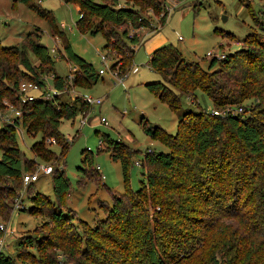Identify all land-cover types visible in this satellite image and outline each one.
Listing matches in <instances>:
<instances>
[{
	"label": "trees",
	"instance_id": "obj_1",
	"mask_svg": "<svg viewBox=\"0 0 264 264\" xmlns=\"http://www.w3.org/2000/svg\"><path fill=\"white\" fill-rule=\"evenodd\" d=\"M17 1L45 19L52 30L57 27L55 37L78 64L74 84L82 87L80 79L86 83L85 88L97 83L102 75L75 53L66 27L56 24L53 12L45 9L41 0L40 5L35 0ZM64 1L79 6L76 26L80 32H103L104 50L110 55L114 49L119 55L113 67L123 60L127 67L133 64L137 48L144 44L139 34L123 26L129 24L134 31L152 26L135 6L165 10L163 0H127L125 5L118 0ZM194 8L198 9L197 5ZM258 12L252 13L255 29L243 38L241 49L220 62L217 69L207 70L199 62L188 61L183 51L172 44L160 45L152 52L149 65L163 80L145 86L178 114L177 132L170 134L158 125L144 122L146 134L163 142L169 150L147 149L141 164L147 169V183L135 191L127 185L125 192L114 193L106 217L91 228L90 235L76 231L77 236L69 238V251L78 261L76 264H264V28L258 25L260 14L264 17V7ZM170 13L163 12L162 25ZM107 23L123 29L119 32L108 28ZM40 32L39 28L29 32L21 46H6L0 38V106L7 99L13 105V113L22 112L14 124L6 123L0 128V177L23 180L29 172V161L23 158L14 129L18 124L31 134H43L44 139L32 146L39 157H43L46 140L54 138L65 154V165L70 142L60 132V125L64 119H75L91 110L81 97L72 101L69 94H53L47 87L44 94L50 93L49 96L37 94L33 100L21 102L22 76L43 88L48 84L44 76L50 78L53 73L56 90L65 87L68 77L56 71V58H66L63 51L60 48V56H52ZM29 53L38 64L31 61ZM215 61L212 59L211 65ZM198 89L208 94L214 109L241 106L256 98L260 105L258 115L231 111L221 116L203 109L181 110V94L195 97ZM63 96L70 99L64 100ZM102 141L98 150L110 152L114 160L121 162L128 182L136 151L109 134ZM91 160L90 153H85L84 162ZM53 169L54 195L62 202L71 183L64 169ZM94 169L98 167L90 172ZM90 176L94 179L93 174ZM64 216L53 212L58 221ZM77 240L85 245L82 251ZM25 243L32 245L33 239L29 237ZM0 264L25 263L2 251Z\"/></svg>",
	"mask_w": 264,
	"mask_h": 264
},
{
	"label": "rangeland",
	"instance_id": "obj_2",
	"mask_svg": "<svg viewBox=\"0 0 264 264\" xmlns=\"http://www.w3.org/2000/svg\"><path fill=\"white\" fill-rule=\"evenodd\" d=\"M118 1L122 5L127 2ZM35 2L40 5V1ZM163 2L167 5L172 3L178 5L168 15L163 25L162 10L157 12L149 6L138 4L135 8L141 16L151 21V28L134 31L129 24L123 26L130 32L139 34L140 42H144L137 48L133 64L127 67L128 64L126 65L123 60L116 68L121 76L125 77L124 84H118L110 71L88 88H85L86 83L81 79L79 85L82 87L74 84L73 87L81 94L102 98L103 103L91 108L90 121L85 125L81 124L80 114L75 119L62 121L60 132L70 142L65 165L64 153L55 144L54 138H50L51 142L46 140L43 157H39L32 151V146L36 141L42 140L43 134H36V131L31 134L21 123L14 127L17 130V141L23 158L29 161L26 163L29 168L27 173L38 172L40 166L52 165L54 168L59 166L64 169L71 183L69 192L65 194L62 202H59L54 195L52 174L40 172L39 180L28 186L23 183L21 177H0V225L8 227L7 232L0 233V239L3 238L5 244L3 252L13 256L17 262L76 264L78 261L72 258L69 251L71 244L69 238L76 237V231L90 235L91 228H95L98 221L106 217L114 193L125 192L127 185L135 191L143 183H147L146 167L135 163L144 159L147 149L169 150L163 142L150 137L144 130V122L158 125L170 134H175L178 126V114L145 86V83L163 80V77L149 65L155 48L163 44H172L183 51L188 61L199 62L207 70L217 69L220 62L241 49L243 38L255 29L252 13L264 7V0H163ZM40 3L45 9L53 12L58 26L65 24L66 35L69 36L75 53L92 64L96 72L101 68L105 69L106 66L101 60V55L107 53L103 48L106 42L103 32L92 35L79 31L76 26L80 18L79 6L64 0H41ZM130 4L133 5L132 2ZM194 4L198 9L194 8ZM248 5H251L250 8ZM260 17L262 21L259 20L258 25L264 28V17L262 14ZM0 21V38L6 46H21L25 36L29 32H36L37 28L41 30L43 43L50 49L57 41L54 35L57 27L54 28L55 31L52 30L45 19L20 1L0 0ZM107 26L119 32L123 29L111 23H107ZM180 37L182 39H179ZM59 45L66 58H56L57 73L61 76H70L79 72L77 62L66 53L63 42L60 41ZM210 52L212 56H208ZM29 56L33 63L38 64L39 61L32 53H29ZM110 58V65L119 58L114 49L110 53ZM212 59H216L213 65ZM49 76L50 78L44 76L43 79L48 82V91L53 92L54 74ZM20 79V86L27 81L34 83L24 76ZM31 94L40 93L32 91ZM194 95L195 97L181 94V110L203 109L209 113L214 110L213 102L205 91L198 89ZM63 99L69 100L70 97L63 96ZM74 99L71 98L72 101ZM258 102V99L252 98L241 106H229L226 109H231L236 114L256 116L260 108ZM3 103L0 112L11 116V103L7 99ZM226 109L216 108L220 112ZM103 117L108 121L107 124L101 120ZM2 126L4 124H0V128ZM105 134L111 135L114 139H121L136 151L129 168L128 182L123 176L121 162L114 160L110 152L98 150L99 141L103 140ZM86 151L92 157L87 163L84 162ZM99 166L100 169L90 172L91 168ZM90 173L94 175V179ZM19 201L23 206L17 209L16 203ZM53 212L64 214V220L54 219ZM29 237L33 239L32 245L25 243ZM78 242L82 251L85 245L82 241Z\"/></svg>",
	"mask_w": 264,
	"mask_h": 264
},
{
	"label": "built area",
	"instance_id": "obj_3",
	"mask_svg": "<svg viewBox=\"0 0 264 264\" xmlns=\"http://www.w3.org/2000/svg\"><path fill=\"white\" fill-rule=\"evenodd\" d=\"M178 7V5L176 3H172L170 5H167L165 4L164 5V9L167 11V12H172L173 10H175L176 8ZM165 10L163 12H165ZM1 23V21H0ZM64 28L66 27L65 24H61ZM57 41L55 42L54 44V47L51 48V54L52 56L54 57H57V56H60V54H58V51H60V45H59V42L61 41L58 37L56 38ZM179 39H182V37H180ZM208 56H212V53H208ZM109 59L111 60L110 58V55H108L107 53L106 54H102L101 55V60L102 62L105 64L106 68L103 69L101 68L98 72L100 75H104L106 74L107 71H110L113 75V77L117 80V83H121V84H124L125 83V77L124 76H121V73L119 72V70H117L116 68L117 67H113V65L111 64L110 65V62H109ZM73 67H71L72 69ZM77 69V67H75ZM72 71V70H71ZM76 74V73H75ZM75 74H70V76L67 77L66 79V84H65V87L62 89V90H56L54 88L53 92H50V93H53V94H58V95H61L63 93H67L69 94L72 98H76V97H81L82 100L87 104L89 105L91 108H93L94 106H100L102 105L103 103V99L102 98H94L90 95H84V94H81L80 92L77 91V89H75L73 86H74V79H75ZM70 78V79H69ZM68 81H69V85H68ZM48 85V84H47ZM47 87V86H44L43 88H40L39 85H37L36 83H33V82H24L23 84H21L20 86V91H21V102L22 103H25L29 100H33L34 97L36 95H32L31 92L32 91H38L40 94L39 95H43V97H46V96H49V94H44V88ZM41 91V92H40ZM11 107H12V115H8V114H2V112H0V124H14L15 123V117H21L22 116V112L21 111H14L13 113V105L11 104ZM234 112L233 110L231 109H226V111H218L216 109H214L212 111L213 114L215 115H221V116H227L230 112ZM89 114H84L82 115V119H81V124L82 125H85L87 124L89 121H90V117H89ZM236 114V113H235ZM104 123L107 124V120L103 117L101 119ZM49 142H51L52 140L51 139H48ZM99 144H100V147L103 146V141L100 140L99 141ZM136 164L138 165H141L142 164V161H137ZM100 169V166L98 167ZM54 171L52 165H45V166H40V169L38 170V172H34V173H25L23 175V183L28 186L30 184H34L35 182H37L39 180V176H40V172H43L45 174H51L52 172ZM23 204L22 202H17L16 203V208L17 209H20L22 208ZM0 230L2 232H7L8 231V227H6L5 225H0ZM4 240L3 238L0 239V251H4Z\"/></svg>",
	"mask_w": 264,
	"mask_h": 264
},
{
	"label": "crops",
	"instance_id": "obj_4",
	"mask_svg": "<svg viewBox=\"0 0 264 264\" xmlns=\"http://www.w3.org/2000/svg\"><path fill=\"white\" fill-rule=\"evenodd\" d=\"M78 7V6H77Z\"/></svg>",
	"mask_w": 264,
	"mask_h": 264
}]
</instances>
